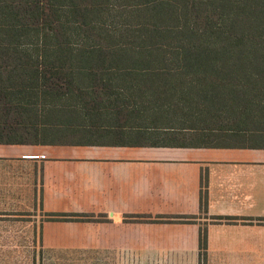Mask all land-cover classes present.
<instances>
[{"label":"crops","instance_id":"0c3cea01","mask_svg":"<svg viewBox=\"0 0 264 264\" xmlns=\"http://www.w3.org/2000/svg\"><path fill=\"white\" fill-rule=\"evenodd\" d=\"M108 86L72 85L30 142L0 143V202L37 199L42 248L104 251V264H264V131L161 145ZM61 213L88 216L49 218Z\"/></svg>","mask_w":264,"mask_h":264},{"label":"trees","instance_id":"16d2710c","mask_svg":"<svg viewBox=\"0 0 264 264\" xmlns=\"http://www.w3.org/2000/svg\"><path fill=\"white\" fill-rule=\"evenodd\" d=\"M78 83L121 87L161 145L263 132L264 0H0V143L30 142L38 111Z\"/></svg>","mask_w":264,"mask_h":264},{"label":"rangeland","instance_id":"374dc122","mask_svg":"<svg viewBox=\"0 0 264 264\" xmlns=\"http://www.w3.org/2000/svg\"><path fill=\"white\" fill-rule=\"evenodd\" d=\"M44 219L46 217L37 199L0 202V264L105 263L104 251L90 254L87 250L57 251L42 248L41 224Z\"/></svg>","mask_w":264,"mask_h":264}]
</instances>
